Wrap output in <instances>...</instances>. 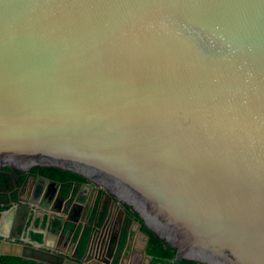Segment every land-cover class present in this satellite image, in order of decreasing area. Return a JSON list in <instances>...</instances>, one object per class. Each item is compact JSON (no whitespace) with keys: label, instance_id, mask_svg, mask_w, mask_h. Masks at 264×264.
Segmentation results:
<instances>
[{"label":"water","instance_id":"95a60500","mask_svg":"<svg viewBox=\"0 0 264 264\" xmlns=\"http://www.w3.org/2000/svg\"><path fill=\"white\" fill-rule=\"evenodd\" d=\"M5 166L25 178L0 203L15 208L0 255L124 264L128 206L175 259L264 264V0H0ZM36 166L88 180L72 182L90 190L71 250L75 193ZM43 216L57 229L32 239Z\"/></svg>","mask_w":264,"mask_h":264},{"label":"trees","instance_id":"16d2710c","mask_svg":"<svg viewBox=\"0 0 264 264\" xmlns=\"http://www.w3.org/2000/svg\"><path fill=\"white\" fill-rule=\"evenodd\" d=\"M3 168L6 170H11V167L9 166H5ZM14 172L17 175H19L21 179L24 178L25 175L24 173H21L17 170H14ZM31 172L64 183V185L61 188V194L63 196H66L69 193L72 182H76V183L88 182L86 177H84L83 175L56 166H36L31 169ZM124 207L127 213L140 223L139 230L144 235L148 236V242L145 248V253L151 257V261L149 264H204L193 260L175 259L176 249L169 246L166 242H164V240L155 236L154 233L151 230H149V228L144 224L140 216L136 212L131 211L130 207L128 206H124ZM5 208H7V206H0V211ZM44 224L45 222L43 221L41 227H44ZM52 226L57 227L58 221H53ZM67 227H69V225ZM88 231H89L88 227H86L83 231L80 245L78 248V253L81 252L84 246ZM41 237L42 235L40 233L37 232L31 233L32 239L40 240ZM0 264H48V263H43L40 261L27 259L19 256L0 255Z\"/></svg>","mask_w":264,"mask_h":264},{"label":"crops","instance_id":"0c3cea01","mask_svg":"<svg viewBox=\"0 0 264 264\" xmlns=\"http://www.w3.org/2000/svg\"><path fill=\"white\" fill-rule=\"evenodd\" d=\"M70 189L73 190V193H75V196H72V198H70L68 200V205L66 208V205H62L61 209L66 208L67 213V217L69 216L70 220L67 222V226L69 225L68 228H74L73 230H71V232H69V235L67 238H62L60 240V244L59 247L65 249V250H71L72 246L70 244V242H72L73 240H75V235L79 234L80 231L82 230V225L84 224L86 217L85 215L82 213H78V212H74V210L72 211V213L69 215L70 213V205H73L74 202L78 201H83L84 200V195H86L88 193V191L90 190L87 187H83L82 185H77V184H72L70 186ZM92 204L94 205L97 202V199L99 198V194L97 193V191H93L92 192ZM102 201L104 203L109 202V200L107 199L106 196H102ZM14 211L15 208H11L8 211L2 213V222L1 224L3 225L2 228H0V235L3 234H8L11 232L12 230V222L14 219ZM78 219L77 223H74L73 220L74 219ZM45 222L44 227H41L42 222ZM55 221L54 219H50L46 216H43L42 218L37 217L34 220V223L30 224L29 221V229L30 227L33 225L34 226V231H30L32 232H37L39 233V230L44 229H51L52 230H56L57 227L52 226V222ZM78 223H81L80 225H78ZM125 225L126 227L131 230L130 234H131V240H130V245L128 247L129 251H130V255L129 258L125 257L124 258V264H145L146 259L142 257L140 250L143 248L144 243H145V235L138 231L136 228V225L129 220H125ZM78 236V235H77ZM59 242V235L54 234V233H49L48 234V243L52 244V245H57V243ZM69 264V263H68Z\"/></svg>","mask_w":264,"mask_h":264},{"label":"flooded vegetation","instance_id":"af4514ba","mask_svg":"<svg viewBox=\"0 0 264 264\" xmlns=\"http://www.w3.org/2000/svg\"><path fill=\"white\" fill-rule=\"evenodd\" d=\"M24 178H25V175H24ZM24 178L21 179L20 176L17 175L12 169L11 170H6L4 168L0 169V203H3L2 201L5 200L6 198H8L9 197L8 195L13 193V191L16 188H20V185L22 184ZM28 191H30V198H32L33 197L32 196L33 192H32V188H31V179H29L28 183L26 184V187L23 189L22 193L24 194V196L28 193ZM5 195H7V196H5ZM0 206H7V208L10 207V205H4V204H2ZM7 208H5V209L0 211V217L2 216V211H5ZM85 217H87V216L85 215ZM19 219L20 218H18V220ZM29 221H30V224H31V220H28L27 223H26V227L30 226ZM2 224L0 222V228H2V226H3ZM80 224L81 223H79V225ZM31 227L34 228V226H31ZM86 227H84V229ZM71 229H74V228H71ZM30 235H31V232H30ZM77 235H75L76 236L75 239L77 238ZM0 237H1V235H0Z\"/></svg>","mask_w":264,"mask_h":264}]
</instances>
